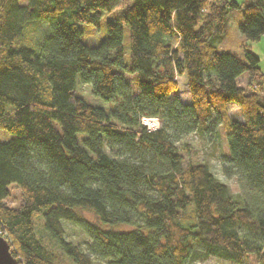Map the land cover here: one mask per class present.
<instances>
[{
	"label": "trees",
	"instance_id": "obj_1",
	"mask_svg": "<svg viewBox=\"0 0 264 264\" xmlns=\"http://www.w3.org/2000/svg\"><path fill=\"white\" fill-rule=\"evenodd\" d=\"M118 2L0 0V130L13 135L0 140V234L20 264H63L62 255L73 264H196L210 255L242 263L255 255L264 264V73L246 42L241 58L215 45L232 10L242 11L245 39L259 40L264 0ZM103 12L111 13L106 35L84 42L80 25L98 26ZM40 22L49 34L34 44L27 32ZM177 75L186 77L189 103L168 100ZM82 82L109 107L88 102ZM232 102L239 114L229 112ZM145 116L166 121L147 130ZM216 122L239 195L207 163L184 165L168 130H213ZM12 185L18 205L7 202ZM38 214L61 251L37 234ZM62 220L88 235L89 252L65 237Z\"/></svg>",
	"mask_w": 264,
	"mask_h": 264
},
{
	"label": "rangeland",
	"instance_id": "obj_2",
	"mask_svg": "<svg viewBox=\"0 0 264 264\" xmlns=\"http://www.w3.org/2000/svg\"><path fill=\"white\" fill-rule=\"evenodd\" d=\"M84 2H92L93 0H81ZM118 7L125 6L130 0H118ZM249 0H236L239 4L248 2ZM117 9V7L115 8ZM114 15V14H113ZM112 15V16H113ZM111 17L110 12H103L100 23L98 26H90V25H80L84 33L81 35V38L84 42L95 45L98 44L106 35V21ZM228 31L227 34L219 38L215 41V45L219 50L226 52H233L238 57L243 56L242 50V42H246L248 47L253 50L259 57L260 67L264 73V34L260 37L259 40H247L242 34L239 25L243 20L242 11L240 10H232L228 14ZM34 24H31V29ZM126 27V26H125ZM28 30V29H27ZM26 30V32H27ZM29 39H34V44L39 42L43 37L47 36L49 32L46 30V25L42 22L36 24V30L34 33H31L28 30ZM27 36V35H26ZM25 36V37H26ZM124 46H125V55L126 60H129L128 54L130 51L128 33L124 34ZM239 82L241 84L246 85L247 75L244 73L241 77H239ZM178 81V89L173 92L168 100L172 101L175 98H179L182 103L190 102V92L188 89V84L185 75H177ZM78 90L81 94L87 99L88 102L100 105L104 108H108L109 105L104 103L105 101L101 98L94 95L92 91V85L89 82H82L78 84ZM229 112L232 115L239 114L238 105L235 103H230ZM155 118V124L152 126L149 122H147L144 117L141 118V122L146 124L147 130H155L161 128L166 119L162 116H148ZM242 118V116H239ZM170 130L169 132H173L172 138L175 140V144L178 150L184 156V165L188 162L193 163H207L210 169L216 174V176L226 182L229 185V188L232 192L239 195L241 194V190L239 187V179L238 174L235 172V169H231V163L226 159V154L228 153L227 147V137L226 132L222 128L220 122H216L213 130ZM13 135L5 130H0V140L7 141L11 139ZM227 167L228 170L225 171L224 168ZM20 201V189L15 185L11 186L10 195L7 198V202L10 205H18ZM88 217L95 219L94 215L91 212L81 210ZM35 227L37 234L44 240L48 247L56 249L57 251L60 248L56 245L55 241H53L46 231L43 228V217L41 214L35 215ZM62 225L65 228V237L81 246L85 251L89 252V244L91 242L88 235L76 224L69 222L68 220H62ZM103 228H112V229H126L129 228L125 225L111 226L108 224H104L102 222H98ZM11 250V248H10ZM61 251V250H60ZM63 264H73L72 261L62 255ZM259 264L257 257L255 255L250 256V259L245 260L242 263H238L223 257H219L216 255H210L206 259L197 262L196 264ZM20 264V263H19ZM100 264H107L105 262H100Z\"/></svg>",
	"mask_w": 264,
	"mask_h": 264
},
{
	"label": "water",
	"instance_id": "obj_3",
	"mask_svg": "<svg viewBox=\"0 0 264 264\" xmlns=\"http://www.w3.org/2000/svg\"><path fill=\"white\" fill-rule=\"evenodd\" d=\"M0 264H19L17 258L12 254L7 239L0 234Z\"/></svg>",
	"mask_w": 264,
	"mask_h": 264
},
{
	"label": "bare ground",
	"instance_id": "obj_4",
	"mask_svg": "<svg viewBox=\"0 0 264 264\" xmlns=\"http://www.w3.org/2000/svg\"><path fill=\"white\" fill-rule=\"evenodd\" d=\"M144 119L150 123V125H154L155 124V118L154 117H148V116H145Z\"/></svg>",
	"mask_w": 264,
	"mask_h": 264
}]
</instances>
